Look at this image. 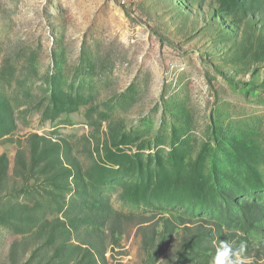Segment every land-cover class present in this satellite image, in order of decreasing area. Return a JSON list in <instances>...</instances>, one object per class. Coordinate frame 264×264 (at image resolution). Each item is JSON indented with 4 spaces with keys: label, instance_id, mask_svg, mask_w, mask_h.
Wrapping results in <instances>:
<instances>
[{
    "label": "rangeland",
    "instance_id": "rangeland-1",
    "mask_svg": "<svg viewBox=\"0 0 264 264\" xmlns=\"http://www.w3.org/2000/svg\"><path fill=\"white\" fill-rule=\"evenodd\" d=\"M222 241L264 264V0H0V264Z\"/></svg>",
    "mask_w": 264,
    "mask_h": 264
},
{
    "label": "clouds",
    "instance_id": "clouds-1",
    "mask_svg": "<svg viewBox=\"0 0 264 264\" xmlns=\"http://www.w3.org/2000/svg\"><path fill=\"white\" fill-rule=\"evenodd\" d=\"M244 245L234 248L227 241H222L216 249V254L212 264H250L247 257L244 256Z\"/></svg>",
    "mask_w": 264,
    "mask_h": 264
},
{
    "label": "trees",
    "instance_id": "trees-1",
    "mask_svg": "<svg viewBox=\"0 0 264 264\" xmlns=\"http://www.w3.org/2000/svg\"><path fill=\"white\" fill-rule=\"evenodd\" d=\"M255 205H252V204H249V203H245L244 205H241L240 206V209H241V211L244 213V214H248V213H250L251 212V208H253ZM248 219V218H247ZM251 222V223H253V220H251L250 218H249V220H248V222Z\"/></svg>",
    "mask_w": 264,
    "mask_h": 264
}]
</instances>
